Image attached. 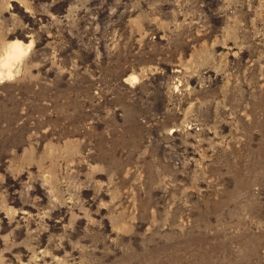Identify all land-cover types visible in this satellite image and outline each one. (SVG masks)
Returning <instances> with one entry per match:
<instances>
[{"label":"rangeland","instance_id":"obj_1","mask_svg":"<svg viewBox=\"0 0 264 264\" xmlns=\"http://www.w3.org/2000/svg\"><path fill=\"white\" fill-rule=\"evenodd\" d=\"M15 38L0 264H264V0H0Z\"/></svg>","mask_w":264,"mask_h":264},{"label":"clouds","instance_id":"obj_2","mask_svg":"<svg viewBox=\"0 0 264 264\" xmlns=\"http://www.w3.org/2000/svg\"><path fill=\"white\" fill-rule=\"evenodd\" d=\"M16 31V29L11 30L8 36L5 38V41H11L8 39V37L10 35H14ZM14 40V46L12 47L8 56L0 58V64H2L4 68H7L13 61H19L21 63L26 62L30 58L31 50L34 48L33 44L25 43L19 38H15ZM0 82H7L4 80L2 73H0Z\"/></svg>","mask_w":264,"mask_h":264},{"label":"bare ground","instance_id":"obj_3","mask_svg":"<svg viewBox=\"0 0 264 264\" xmlns=\"http://www.w3.org/2000/svg\"><path fill=\"white\" fill-rule=\"evenodd\" d=\"M15 42V41H14ZM14 42H11L8 44L4 55L2 57L8 56L9 52L11 51L12 47L14 46ZM1 57V58H2ZM19 61H13L10 63V65L7 68H4L2 64H0V73L3 74L4 80H10L13 77L14 74V66Z\"/></svg>","mask_w":264,"mask_h":264}]
</instances>
